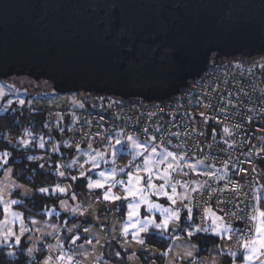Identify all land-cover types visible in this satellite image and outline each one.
<instances>
[{"label": "water", "instance_id": "water-1", "mask_svg": "<svg viewBox=\"0 0 264 264\" xmlns=\"http://www.w3.org/2000/svg\"><path fill=\"white\" fill-rule=\"evenodd\" d=\"M264 55V0H0V79L163 102L211 61Z\"/></svg>", "mask_w": 264, "mask_h": 264}, {"label": "built area", "instance_id": "built-area-1", "mask_svg": "<svg viewBox=\"0 0 264 264\" xmlns=\"http://www.w3.org/2000/svg\"><path fill=\"white\" fill-rule=\"evenodd\" d=\"M86 95L78 98L85 100L81 105L84 122L70 126L68 132L66 124L67 146L94 140L103 146L109 137L134 134L151 147L165 146L188 160L205 159L224 168L218 180L194 192L191 207L199 229L207 226L208 210L220 213L232 227L227 239L229 255H241L244 243L253 236V206L264 201V55L208 66L178 95L163 102L109 100L100 105L98 99ZM70 100L63 108L48 110L52 120L72 113L76 99ZM24 133L7 137L16 142L18 137L26 139ZM53 262L85 264L79 258L62 256Z\"/></svg>", "mask_w": 264, "mask_h": 264}, {"label": "crops", "instance_id": "crops-1", "mask_svg": "<svg viewBox=\"0 0 264 264\" xmlns=\"http://www.w3.org/2000/svg\"><path fill=\"white\" fill-rule=\"evenodd\" d=\"M134 139L137 143L146 144L147 142ZM113 141V144L109 142L104 148L92 143L75 147L73 157L65 164L64 175L60 174L61 166L57 163L56 173L62 180L52 187V192L58 195L59 201L56 206L48 209L45 219L25 218L22 213L29 231L24 240L27 245L25 254L30 259H35L36 264H53V259L59 256L76 257L87 264H159L157 257L160 251L145 243L141 245L138 240L141 238L144 240V236L149 232L164 233L170 228H178L183 223L193 224L194 212L189 202L198 188L179 195L177 203H172L170 206L165 203H155V200L151 199L152 203L161 205V212L159 208L149 211L148 206L140 201L139 197H129L119 201L104 199L106 193L120 197L127 194L125 189L130 186L127 183L129 172L147 176V173L143 171L144 160L151 152L148 146L149 151L141 155L143 149L134 148L132 142L120 135ZM112 153H115V156ZM47 163L49 164V161ZM68 167L73 170V173H69V169V174L67 173ZM113 169H115L116 181L123 180L125 184L115 183L109 178ZM101 173L105 175L101 176ZM122 173L123 177L120 176ZM95 182L103 183L104 187H89ZM114 186L122 190V195L115 192ZM58 187L63 188L64 191H58ZM137 204H139L140 214L130 218L128 213L135 211ZM257 205L264 210L261 203ZM164 209L169 211L165 213ZM172 210L179 212L180 220H171L167 229H158L149 222L150 220L156 223L163 222L167 216L171 215ZM208 217V233L221 241L211 246L205 255L199 256V246L190 236L198 232L194 227L195 229L189 235L177 236L173 239L163 264H250L247 260L250 248L244 249L240 259L234 260L235 262L229 257L227 239L232 227L223 222L216 211H209ZM141 225H146L148 230L140 232ZM126 228L127 231H125ZM252 240L253 236L248 241L250 245ZM141 252L147 253L149 257L147 263L141 260ZM7 253L15 254L13 250H8Z\"/></svg>", "mask_w": 264, "mask_h": 264}, {"label": "rangeland", "instance_id": "rangeland-1", "mask_svg": "<svg viewBox=\"0 0 264 264\" xmlns=\"http://www.w3.org/2000/svg\"><path fill=\"white\" fill-rule=\"evenodd\" d=\"M238 60H244V58L237 59V61ZM228 62H233V61H223L221 63H228ZM0 93H2L0 94V113L14 105L20 106V108L24 107L25 105L41 107V108H45L44 110L43 109L41 110L46 111L48 113L49 109L58 110L60 108H63L66 104L67 98H71L70 100L71 102L76 99V102H78V104H71L73 111L67 117L65 116L64 118H62V115L61 116L58 115L52 120V117L48 113L50 117H48V122L45 124V127L47 128L46 132L41 134L39 139L36 138V135L32 134V132L29 131L28 127H26L25 133L23 131L24 128L22 129V132L26 135V139H23L22 137H18L16 142H11L8 140L7 137L9 134L4 136L7 143L10 145H15L22 142L25 146H29L31 142L34 141L35 143H38L39 147H41L40 145L43 144V148H45L47 139L52 138L53 146L51 147L49 145V147L50 149L53 150V154L57 155L58 165L61 166L59 168V171L64 175L66 172V166H65L66 162H63V159L60 158L59 156L60 152L66 153L69 152V150H73L76 147L74 146L73 143L67 146L69 134L68 133L66 134V124H68L67 125V132H68L70 130L69 129L70 126H75L78 123L80 126V123L84 122L85 119L84 117H82L84 116V114L82 113L83 106H81L82 105L81 101H79L80 99L78 98L82 95L83 97L87 96L86 94L89 93L84 94L85 92H83L81 94L79 92H75V93L57 92L53 88L51 82L46 80H35L25 75L13 76L7 80L0 79ZM97 99L99 100V97L93 98V100H95L96 102ZM21 101H23V103H21ZM57 129L60 130L58 131V133L56 131ZM129 136H132L133 138H136L141 141H147L141 139V137L134 134L123 137L125 140H128ZM113 140H114L113 137H109L106 143L109 144V142H112L113 144L114 142ZM105 141L103 142L104 143L103 146L98 145V143H96L97 142L96 140L88 143H92V145L98 146L100 148L101 147L104 148L107 145V144L105 145ZM145 143H146L145 144L146 147L149 146L150 149L152 148L149 142H145ZM31 146H33V144H31ZM156 149H157V155H153L152 152H150L146 156L145 158L146 160H144V161H148L149 159H151L152 165L145 163L144 167L145 168L153 167L157 175H163L165 169L167 168L168 163L171 162L179 166L172 172V176L169 179L160 180L154 177L151 181V183L157 185V187L163 185L167 189L169 194H171V187L175 186L177 188V194L175 196L176 201L179 195L182 194L184 195L185 193L189 192L190 189L192 190L197 189L209 183L210 181L218 180V178L220 177L218 176V174L224 172L225 170L224 168H220L216 165L210 164L205 159H198L192 161L188 160L184 158V156H182L181 154L169 150L165 146L164 147L159 146ZM165 149H167V151L173 152L177 157H181L182 159H177L175 161L169 159L165 161L164 164H160L159 161L163 158ZM105 150L108 151V149ZM142 152L145 151L142 150ZM6 154L7 153H3L4 157H2L3 155H1L0 157V162H1L0 166L2 170V173L0 174V210L2 212V214L0 215V248L12 247V246L19 248L24 243L25 235L29 231H28V226L24 221L22 212L15 207L16 204L21 203V200L19 197H16L14 194L19 191L21 197L22 196L24 197L28 194H31L32 190L26 186L21 185L19 182L15 180L13 176V168L10 165H7L8 155L6 156ZM42 160H43V164H46L47 161H49V159H42ZM49 164H52V161H50ZM188 165H194L195 167L190 168L188 167ZM262 165L263 162L261 163V166ZM122 174L120 175L121 177L124 176V174L123 175ZM114 188H115L114 189L115 192L118 195H122V190L119 187L116 188V186H114ZM146 195L148 196L149 200L154 199L155 203H165L167 206H170L172 204V201L169 200L166 196L158 194V192L155 189H152L150 187L146 192ZM12 201H17L18 203H12ZM189 203H191V200ZM261 205L264 206V203H261ZM256 209H257L256 215L257 217H259V211H264V210L260 205H256ZM161 210L162 209L159 208L160 212ZM211 210L216 211L215 209H211ZM208 212L206 215L207 226L204 229H199V227L196 224V229L198 232L208 229V225H209ZM221 217L222 215L220 214V218ZM221 219H223V222H225L228 225V223L224 220L223 217ZM257 224H258V220L253 221V239L257 238V233L255 231V227ZM17 237H19V243H17ZM239 256L234 258L229 255V257H231L233 261L238 260L237 258ZM249 263L264 264V257H260L259 259H256L254 257V259L252 261H249Z\"/></svg>", "mask_w": 264, "mask_h": 264}, {"label": "trees", "instance_id": "trees-1", "mask_svg": "<svg viewBox=\"0 0 264 264\" xmlns=\"http://www.w3.org/2000/svg\"><path fill=\"white\" fill-rule=\"evenodd\" d=\"M240 58L241 57L230 59L220 58L218 61L212 60L209 66L221 63L223 61L236 62L237 59ZM91 96L99 97L100 105L106 104L109 100H117L119 102L125 103L144 101L138 99L126 100L113 96L111 97L105 94H93ZM82 102L84 103L85 100H82L81 104H83ZM73 104H78V102H73ZM89 105L90 103L86 104V106ZM41 109L44 110L45 108L29 105H25L24 107L20 108V106L14 105L0 113V157L1 155H3V153H7V165H10L13 168V176L15 180L21 185L26 186L32 190V193L30 195H26L24 197H21L19 191L14 194L21 200V203L16 204L15 207L24 214L25 218L36 217L38 219H45L47 217L48 209H50V207L52 206L57 205L59 197L52 192V187L62 180V178L59 177V174L56 173L58 158L57 155L53 154L52 150L49 147V139H47L46 141L45 148H41L38 146V143H35L34 141H32L33 143L31 142L33 146H31V144L29 146H25L23 143L10 145L7 143L4 136H6L7 134L17 135L21 133L23 125L27 124L29 131L32 132V134L36 135V138L39 139L41 134L46 132L47 128L45 127V124L48 122L49 117L48 113ZM56 131L58 133V131L60 130L57 129ZM74 151V149L69 150L68 154L67 152H60L59 156L63 159V162L67 163L73 157ZM2 157H4V155ZM42 159H49V163L50 161H52V164H43ZM68 169L69 173H73V170L70 167L67 168V173ZM262 170L264 171V160ZM1 173L2 170L0 166V174ZM41 188H47L48 192H41ZM261 203H264V201H262ZM1 214L2 212L0 210V215ZM192 223V225L183 223L178 228H170L164 233L149 232L144 236L146 245L157 248L160 251V255L157 257L159 264H163L165 254L175 237L189 235L190 232L195 229V215L193 217ZM190 236L199 246V256L205 255L211 246L217 245L221 241L218 237L209 234L207 229L201 232L192 233L190 234ZM19 248H0V264H36L35 259L32 260L25 254V251L27 249V245L25 243H23ZM8 250H13L15 254L9 255L7 253ZM242 254L237 259H240ZM140 257L144 263H147L149 261V257L146 252H141Z\"/></svg>", "mask_w": 264, "mask_h": 264}, {"label": "snow or ice", "instance_id": "snow-or-ice-1", "mask_svg": "<svg viewBox=\"0 0 264 264\" xmlns=\"http://www.w3.org/2000/svg\"><path fill=\"white\" fill-rule=\"evenodd\" d=\"M2 94V93H0ZM21 103H23V101H21ZM146 131V130H145ZM225 131H227V129H225ZM155 139V138H153ZM128 140L130 142H132L133 147L137 148V149H143L145 152L149 151V149L145 146L144 143H137L136 140L132 137L129 136ZM117 143H120V141H117ZM41 147H43V144L40 145ZM150 151L152 152L153 155H157V149L156 147H152L150 149ZM141 155H143V152L140 153ZM113 156H115V153H112ZM171 159L172 161H175L177 159H182L181 157H177L173 152L171 151H167V149H165V153L163 158L159 161L160 164H164L165 161ZM113 163H115V161H113ZM146 164H151V159H149L148 161H145ZM95 163L93 162V167H95ZM178 165H175L174 163H168L167 164V168L165 169L163 175H157L154 168L153 167H146L143 169L144 172L147 173V176H141V175H135L131 172L128 173L129 175V180H128V186L125 191H126V195L124 197H120V196H115V195H109V194H105L104 199L105 200H112V201H119V200H126L129 197L132 198H137L139 197L140 201H142L144 204H146L148 206L149 211L153 210V209H157V208H161V205L159 204H155L152 203L148 196L145 194L149 187L152 189H155L158 194L166 196L169 200L172 201L173 204H176L177 201L175 199V196L177 194V188L175 186L171 187V194H169V192L167 191V189L161 185L159 187H157V185L152 184L151 181L152 179L155 177L157 179L160 180H166L169 179L172 176V172L178 168ZM188 167L190 168H194V165H188ZM61 175H63V173H60ZM83 175V173H82ZM105 175L104 173H101V176ZM110 179H112L115 183H120V184H125V181L123 180H119L116 181L115 179V169H113V173L110 175L109 177ZM73 179H75V177H73ZM187 186V185H185ZM89 187H96V188H103L104 184L100 183V182H95L94 185H89ZM203 187V186H201ZM58 191L63 192L64 189L63 188H57ZM41 192H48L47 188H41L40 189ZM187 198V197H185ZM12 203H18L17 201H12ZM135 211L129 212L128 215L131 218L132 216H139V204H137L135 206ZM169 210L168 209H164V212L167 213ZM211 211V210H208ZM242 212L244 211L243 209L241 210ZM257 209L255 208V206H253V215L250 217V220H258V224L255 227V231L257 233V238L253 239L251 241V245L249 244V242H245L244 243V247L245 249H249L250 248V254L247 256V260L248 261H252L254 259V257L256 259H259L260 257H264V211H259V217H257L256 215ZM232 215H236L235 213H233ZM186 218H191V217H186ZM217 219H219V217H217ZM243 219L245 220H249V217L247 216H243ZM171 220H180V214L178 211L172 210L171 215L167 216L165 218V220L161 223H156L154 220H150V223H153L154 226L158 229H167L169 226V223ZM133 227H136V225H133ZM148 229L146 227V225H141L139 231L140 232H146ZM125 231H127V228L125 229ZM17 243H19V237H17ZM138 243H140L141 245H143L145 243V241L141 238L138 240ZM258 245V247H257ZM31 251V250H29ZM9 255H12V253H9Z\"/></svg>", "mask_w": 264, "mask_h": 264}, {"label": "flooded vegetation", "instance_id": "flooded-vegetation-1", "mask_svg": "<svg viewBox=\"0 0 264 264\" xmlns=\"http://www.w3.org/2000/svg\"><path fill=\"white\" fill-rule=\"evenodd\" d=\"M16 76V75H15ZM10 79V78H9Z\"/></svg>", "mask_w": 264, "mask_h": 264}]
</instances>
